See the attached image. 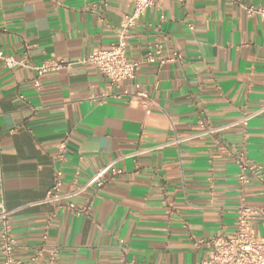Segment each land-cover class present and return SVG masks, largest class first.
<instances>
[{
    "label": "crops",
    "instance_id": "0c3cea01",
    "mask_svg": "<svg viewBox=\"0 0 264 264\" xmlns=\"http://www.w3.org/2000/svg\"><path fill=\"white\" fill-rule=\"evenodd\" d=\"M131 11L127 0H0V52L33 64L76 60L116 41ZM126 52L135 77L109 91L93 66L45 72L36 89L34 70L0 61V211L15 210L8 223L18 260L48 264L56 249L52 264H199L210 238L234 231L230 152L244 147L264 169V111L245 128L196 134L200 118L227 124L264 105V18L229 0H161L129 30ZM175 52L180 60L160 62ZM137 91L147 93V109L128 103ZM63 138L62 192L112 159L126 170L92 193L87 216L41 203ZM135 150L146 151L123 158ZM245 201L263 210L252 223L264 237V186L254 177Z\"/></svg>",
    "mask_w": 264,
    "mask_h": 264
},
{
    "label": "built area",
    "instance_id": "2783aa9c",
    "mask_svg": "<svg viewBox=\"0 0 264 264\" xmlns=\"http://www.w3.org/2000/svg\"><path fill=\"white\" fill-rule=\"evenodd\" d=\"M127 1L131 3L132 11L122 17L117 31V40L111 43L107 48H97L76 60H70L67 58L48 59L39 64H33L25 58L15 59L13 56H6L0 52V61L7 67L24 66L34 70L35 78L33 79L32 84L36 89L40 88L39 78L45 72L59 69H70L76 64L93 66L107 79V91H109L111 88L119 86L120 83L132 80L135 77L137 63L130 60L126 52L128 32L133 26H135L137 20L148 8L158 6L161 0ZM179 1L182 3L184 2V0ZM229 1L242 7L248 17L257 15L264 18V8L262 7L244 5L242 0ZM155 50L157 53H160V46L156 45ZM180 58L181 55L175 52L172 58H161L160 62L176 61L180 60ZM144 60L147 62L154 61L151 51L146 53ZM105 95L106 94L104 93L102 97ZM117 97H119V95H117ZM128 103L147 109L149 106V98L145 91H137L130 96ZM263 111L264 105L251 112L243 111L238 119L222 125H213L204 121L203 118H200L198 123L201 130L196 135H206L215 138L221 133V131L229 127L241 125L245 128L253 117L261 114ZM190 137L191 136L175 138L162 145L178 144L180 141L189 139ZM56 147L57 153L55 159L59 163V166L55 169L52 184L46 191L41 203L55 204L57 208L67 210L76 216H87L90 212L92 193L102 189L111 178L123 175L126 170L123 166L118 165L120 159H112L94 171L82 184H78L77 178L74 177L71 189L62 192L60 189L62 186L61 169L62 164L66 160V138L58 141ZM145 151L146 150H135L127 155H123V158H135ZM230 153L237 168L236 190L238 204L236 206L234 231L229 234H220L210 238L208 240L211 245L210 251L207 256L199 262V264H264V237L259 236L256 233L252 223L254 219L263 217V210L252 207L245 201V190L250 182V177H254L264 186V169L261 165L253 163L248 159L244 147ZM76 196H84L85 198L80 206H75L72 202V198ZM14 211L15 210L6 209H1L0 211L1 264H28L27 261L18 260L14 255L15 241L10 232V226L8 223V218ZM204 242L205 240H199L196 244L199 245ZM55 257L56 249H53L49 252L48 264H52Z\"/></svg>",
    "mask_w": 264,
    "mask_h": 264
}]
</instances>
